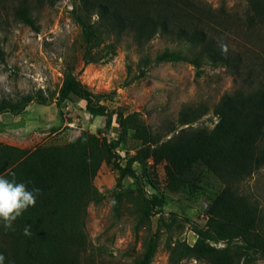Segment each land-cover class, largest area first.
<instances>
[{
	"label": "trees",
	"instance_id": "trees-1",
	"mask_svg": "<svg viewBox=\"0 0 264 264\" xmlns=\"http://www.w3.org/2000/svg\"><path fill=\"white\" fill-rule=\"evenodd\" d=\"M60 1L0 0V18L2 12L11 9L17 21L39 32L35 11L55 7ZM247 2L245 20L250 28H257L264 23V0ZM224 13L197 0H76L73 15L82 29L87 63L95 61L90 53L106 39H115L107 45L111 51L123 38L131 37L146 52L149 43L159 35L178 48L164 50L154 61L145 55L139 78L153 63L184 62L193 65L199 77L206 64L224 67L241 79L242 86L225 94L215 107L218 123L214 129L195 127L209 108L189 104L179 114L180 125L187 127L169 139L132 115L115 112L121 134L112 142L83 135L68 145L33 152L0 145V175L12 179L14 173L16 181L25 183L30 191L40 189L35 206L14 221V230H5L0 222V254L5 257L4 264H96L88 258L87 209L91 202L101 200L93 181L106 160L114 162L122 177H137L134 163L140 160L168 162L179 174L203 165L228 186L211 204L206 225L195 224L196 257L209 264H236L234 249L239 246L246 252L264 255L263 210L250 195L231 187L264 168V60L260 58L262 62L255 65L231 48L222 30L228 22ZM5 60L0 42V62ZM73 96L86 101L92 116H106L107 125L112 124L115 113L101 103L102 96L94 94L77 75L69 72L57 104L61 106ZM35 100L31 96L16 101L0 100V116L20 115ZM37 101L48 105L44 97ZM132 126L136 127L143 147L122 166L118 158L112 159ZM89 139L95 142L91 151L85 147ZM143 202L148 219L161 213L165 205V199L157 195L144 198ZM29 226L31 235L26 236L24 229Z\"/></svg>",
	"mask_w": 264,
	"mask_h": 264
},
{
	"label": "rangeland",
	"instance_id": "rangeland-1",
	"mask_svg": "<svg viewBox=\"0 0 264 264\" xmlns=\"http://www.w3.org/2000/svg\"><path fill=\"white\" fill-rule=\"evenodd\" d=\"M215 11H225L228 20L225 40L231 48L255 65L264 60V23L250 28L246 22L247 0H197ZM76 0H61L55 7L45 6L34 16L39 32L17 21L11 9L1 13L0 42L6 53L0 62V100L16 101L23 96L36 100L20 115L0 116V145L33 152L43 147H62L83 135L108 142L121 134L117 114L133 116L164 139L187 126L180 125L179 114L186 105H205L207 115L195 127L214 129L218 118L214 109L221 98L242 86L224 67L206 64L199 77L197 69L184 62L152 64L138 77L145 55L152 61L164 50L177 45L156 36L146 52L131 37L117 43L114 51L107 47L115 39H106L93 49L88 62L83 33L73 10ZM72 72L101 103L114 112L112 124L106 116H92L84 100L73 96L59 106L60 90L66 75ZM44 97L48 105L38 103ZM95 142L85 147L94 150ZM143 147L136 127L115 150L112 160L126 166L127 159ZM137 177L121 176L113 161L106 160L94 186L99 202L88 206L86 232L88 258L96 264H209L193 252L198 240L195 224L205 226L209 208L228 186L203 165L176 173L168 162L140 160L134 163ZM150 181L154 183L151 185ZM256 200L264 213V168L239 185L231 186ZM165 199L161 213L147 218L144 198ZM213 246L224 247L223 244ZM236 264H264V255L234 249Z\"/></svg>",
	"mask_w": 264,
	"mask_h": 264
},
{
	"label": "clouds",
	"instance_id": "clouds-1",
	"mask_svg": "<svg viewBox=\"0 0 264 264\" xmlns=\"http://www.w3.org/2000/svg\"><path fill=\"white\" fill-rule=\"evenodd\" d=\"M12 176V179H7L0 175V222L5 230L13 229L14 221L29 207L35 206L36 195L40 192L39 188L30 191L25 183L16 181L14 173ZM24 235H31L30 226L25 227ZM4 260L0 254V264H4Z\"/></svg>",
	"mask_w": 264,
	"mask_h": 264
}]
</instances>
